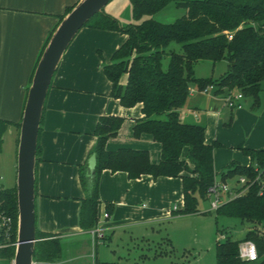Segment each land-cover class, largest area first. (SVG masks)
<instances>
[{"label": "trees", "instance_id": "1", "mask_svg": "<svg viewBox=\"0 0 264 264\" xmlns=\"http://www.w3.org/2000/svg\"><path fill=\"white\" fill-rule=\"evenodd\" d=\"M130 1L133 18L140 22L123 25L103 10L84 26L116 30L128 36L115 51L112 63H105L103 70L112 83V97L119 99L125 107L143 105L144 116L136 121L134 136L151 134L162 145V157L159 163H153L147 150H107V141L118 135L125 118L101 116L95 130V177L91 180L87 176L86 162L79 169L80 183L85 192L80 199L79 226L86 231L98 225L101 203L99 179L105 169L125 171L131 179L147 174L155 178L180 177L183 180L184 204L174 209L172 215L197 213L199 198L208 197L209 188L215 181L214 150L221 144L206 141L205 126L182 121L180 110L191 95V86L196 85L202 90L214 85L217 93L241 91L247 99H253L254 106L259 105L263 90L264 0ZM172 2L186 10L183 16L173 22L154 18ZM73 7L68 8L63 16ZM173 42L181 45L180 51L170 48ZM166 57L169 59L165 67ZM204 60L213 63L226 61L229 69L219 78H199L195 74V66ZM124 74L128 75L126 84L121 82ZM9 123L0 120V145ZM17 126L20 128V123ZM38 147L37 142L36 156ZM239 148L250 157L251 163L232 162L227 170L221 172V179L228 181L245 177L249 187L240 196L227 200L216 212L264 227V148ZM0 213L10 220L8 235L0 232V244L3 245L0 258L13 260L18 223L15 186L0 188ZM36 239L32 255L34 261L53 262L59 258L61 242L57 238L36 229ZM246 240L257 246L259 257L256 261L240 257V244ZM216 257L217 264H264V229L263 232L258 228L250 229L243 240L231 237L218 239Z\"/></svg>", "mask_w": 264, "mask_h": 264}, {"label": "crops", "instance_id": "2", "mask_svg": "<svg viewBox=\"0 0 264 264\" xmlns=\"http://www.w3.org/2000/svg\"><path fill=\"white\" fill-rule=\"evenodd\" d=\"M79 1L0 0V120L10 122L3 134L0 153L4 136L10 137L17 152V125L21 122L35 64L49 33L66 10ZM106 13L123 25L132 21L121 19L112 8ZM127 37L116 30L82 27L64 51L52 77L40 123L35 166V226L41 233L68 242L80 241L85 234L92 235L91 230H82L79 226L80 199L85 195L79 169L93 154L97 142L95 130L101 116L125 118L118 135L107 141V150H147L153 163L161 160L160 142L148 133L138 138L134 136V125L144 116L143 105L125 107L119 99L112 97V83L103 70L105 63H112L115 51ZM204 61L195 66L199 78H219L229 69L226 61ZM204 63L209 67L208 75L197 74ZM127 77V74L122 76L123 84ZM213 91L214 98L211 99L191 93L180 113L182 117L186 108V115L199 118L200 111H205L204 118L209 127L215 124L214 132L205 127L206 141L221 144L214 150L218 174V170L222 172L234 161L249 164L250 157L239 146L264 148V98L261 101L260 97L257 109H247V98L243 108L237 109L228 107L226 101L218 103L216 97L220 93L216 89ZM99 196V215L103 217L101 227L105 235L121 228H144L172 217L175 207L183 206V180L167 176L155 178L149 174L131 179L125 171L105 169L99 179ZM105 213L108 217H104ZM63 259L36 263L60 264Z\"/></svg>", "mask_w": 264, "mask_h": 264}, {"label": "rangeland", "instance_id": "3", "mask_svg": "<svg viewBox=\"0 0 264 264\" xmlns=\"http://www.w3.org/2000/svg\"><path fill=\"white\" fill-rule=\"evenodd\" d=\"M111 8L125 21L129 18L132 19L131 22L141 21L133 18L130 0H111L104 11L108 12ZM185 12L184 8L177 7L172 2L156 13L154 18L163 22H173ZM170 48L180 51L181 45L173 42ZM168 59L166 57L164 60L165 67ZM206 64L198 68L197 74L208 75L209 67ZM215 73L218 75L217 72ZM191 88L194 89L193 94L200 93L197 94L199 98H214L213 90L201 91L194 85ZM218 95L220 96L216 97L217 102L224 104L227 94L223 92ZM260 97L262 101L264 83ZM258 107V105L254 106L253 99L248 100L247 109L254 110ZM185 109L181 117L182 121L201 124L215 131V124L209 127L205 120V111H200L199 118H195L192 114L186 115ZM3 143L4 147L0 153V188H8L15 185L17 152L9 136H4ZM248 160L250 164L251 159ZM228 168L229 166L223 171ZM215 180L221 181V170H218V174L216 173ZM228 181L233 183L229 179ZM212 202L213 198L209 196L199 198L197 213L172 216L144 228H121L113 233L108 231L105 237L98 241H95L90 233L80 238L83 243L81 240L63 241L53 235L61 242V254L53 262L64 258L60 264H217L216 242L218 239L224 240L226 237H231L233 240H243L250 229L258 228L263 232L264 227L243 221L238 217L218 215L211 209ZM98 221L101 227L103 217L99 215ZM0 264H13V260L0 258Z\"/></svg>", "mask_w": 264, "mask_h": 264}, {"label": "water", "instance_id": "4", "mask_svg": "<svg viewBox=\"0 0 264 264\" xmlns=\"http://www.w3.org/2000/svg\"><path fill=\"white\" fill-rule=\"evenodd\" d=\"M111 0H80L60 20L34 69L24 102L16 162L17 238L13 264H33L36 242L35 166L38 132L47 91L60 59L76 33ZM96 154L87 160V176L96 174Z\"/></svg>", "mask_w": 264, "mask_h": 264}, {"label": "built area", "instance_id": "5", "mask_svg": "<svg viewBox=\"0 0 264 264\" xmlns=\"http://www.w3.org/2000/svg\"><path fill=\"white\" fill-rule=\"evenodd\" d=\"M214 85H209L201 91H209L215 90ZM194 92V89L191 88V93ZM246 97L241 91H232L227 93L226 96V105L230 108H243ZM258 179V178H257ZM233 183L229 181H221L215 180L214 183L210 186L208 196L213 198V202L211 204L212 210H217L220 206H222L227 200L240 196L243 192L249 187V182L245 177H240L238 180H231ZM244 187V188H243ZM238 188H243L238 190ZM177 209V207H175ZM104 217H108V213L104 214ZM10 229V220L0 213V232L2 231L5 236L8 235ZM95 241L103 239L105 237V233L103 228L97 227L91 230ZM3 245L0 244V247ZM240 257L246 261H256L259 257L258 249L256 244L251 240L243 241L240 244ZM33 264H38L34 261Z\"/></svg>", "mask_w": 264, "mask_h": 264}]
</instances>
